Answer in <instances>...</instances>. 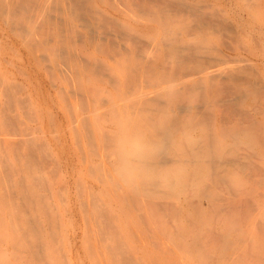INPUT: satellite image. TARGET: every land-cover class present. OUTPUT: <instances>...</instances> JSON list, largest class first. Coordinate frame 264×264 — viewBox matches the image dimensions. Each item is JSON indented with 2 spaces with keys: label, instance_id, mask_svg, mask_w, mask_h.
Returning a JSON list of instances; mask_svg holds the SVG:
<instances>
[{
  "label": "crops",
  "instance_id": "0c3cea01",
  "mask_svg": "<svg viewBox=\"0 0 264 264\" xmlns=\"http://www.w3.org/2000/svg\"><path fill=\"white\" fill-rule=\"evenodd\" d=\"M78 1L87 6L81 11H91L89 5L92 0H0V16L5 19V24L16 36L18 43L26 47L21 58L24 70L19 68V73L23 78L25 75L27 85L24 86V81L16 83L22 88V92L17 95L15 102L13 92L8 90L7 85L2 90L0 82V127H5L10 134L14 133V126L20 124L24 127L21 130V133L24 132V148L19 147L24 153L18 156L22 157V163L24 161L19 172L23 177L19 189L16 184L11 190L21 192V205L24 206V216L21 219L24 253L26 258L31 256L28 264H55L62 261L61 258L50 257L48 254L54 249L55 238L66 222L71 225L73 232L70 251L79 255L78 240L82 238L81 234L92 233L91 237L95 238L97 245L93 249L89 248V252L101 253L99 264H116V255L109 254V251L121 243L124 250L129 247L136 255L142 253L146 257L151 254L154 264H168L169 259L172 264H190L195 259H201L207 240H210L208 237L206 239V235L211 234L210 229L225 233L224 243L219 242L217 248L218 251L220 248L223 251H211L209 246L204 250V254L214 259L223 256L235 259L237 255L247 251L246 257L229 263L244 264L248 260L246 258L252 252L255 254L257 249L242 251V246L247 243L255 246L259 242L262 247L257 250L263 253L264 240H256L261 236L256 230L261 231L263 228L261 234L264 232V121L251 134L236 135L241 146H237L238 142L235 140L224 141L221 132V144L234 146L228 153L216 152L213 156L206 157L204 152H197V148L189 140L204 138L206 133L203 128L198 127L190 134L185 131V126L193 117L205 123L211 122L220 113L210 110L201 115L187 116L186 104L198 106V101L201 100L186 87L191 78L187 70L177 74L168 56L157 58L153 50H148L147 61L154 62L159 67L155 73L144 74L146 83L142 85L140 74L135 71L138 62L136 55L132 60L124 52L104 56L98 54L100 43L96 45L98 50L94 60L87 52L88 48L91 51V47L89 43L86 45V22L77 19L78 13L80 14L76 6ZM226 11L228 14H224V17L230 18L233 10ZM174 27V20H161L156 26L151 24L146 35L154 37L157 42L171 44L178 35L180 37L177 40L182 39L180 32L173 30ZM209 37L210 35L207 36ZM8 39L10 40V36ZM244 40L250 44L255 43L251 38ZM122 46L123 44L120 48ZM6 54L4 51L0 53V74L2 66H12L15 62L9 56L6 57ZM260 63L264 66L263 60ZM223 64L219 59L212 64H203L201 73L206 78V85H211V74ZM244 65L246 64L234 61L229 69L239 66L248 68ZM108 66L112 68L111 72L108 71ZM258 72L255 71L254 76L262 84L263 76ZM157 84L165 86L163 93L169 87L177 90L173 106L158 105L155 98L153 100V95L152 100L142 101V93H150ZM37 101L39 106L45 107L39 117L41 124L31 129L27 123L31 118L28 115L31 111L27 113L24 109L28 107L36 111ZM63 110L65 116L59 114ZM226 122L232 129L239 126L241 132L243 129H250L249 124L242 120L227 119ZM157 129L163 133L160 140L155 136ZM34 130L39 135L32 137ZM142 132L149 134L154 143V153L148 166L155 170V176L150 180L132 181L125 179V172L134 164L130 155L132 142ZM173 139L175 145L167 152V142ZM115 147L117 155L113 150ZM6 150L14 152L18 150V146L16 148L13 143L6 142ZM159 156L167 161L165 167L159 162ZM114 157L119 166L117 175L120 185L112 195L107 189L111 173H105L104 176H108L103 178L102 165L107 163L111 168ZM213 159L217 162L232 161L237 165L220 172L207 166ZM5 174H9L7 169ZM241 174L246 176L242 186L236 183ZM159 187L165 191L172 190L171 196L162 194ZM94 190L95 193L103 192L102 201L89 199V191L94 193ZM59 196L62 197L61 200ZM158 196L162 203L168 205V214L164 216L167 220L157 219L155 202ZM210 202L213 205L231 204L232 212L217 216L209 211L212 207L208 205ZM246 202L251 205L246 207ZM202 204L206 205V209L209 208L207 214L204 211L203 215L200 214ZM65 206L70 208L71 214L65 213ZM42 207L49 208L54 213L44 214ZM178 207L184 208L185 214L176 215ZM55 208H59L61 213H55ZM102 208L111 215L101 214L99 211ZM111 211L115 213L112 214ZM114 217L121 222L118 238L111 237L113 230L108 231L104 227L106 218ZM172 219H181L177 223L180 230L172 227ZM189 219L200 226L197 225L198 230L189 229ZM244 219L247 221L241 222ZM83 222H86L85 225ZM180 223L182 226H179ZM253 223L254 229H247ZM220 227H225L224 232L219 230ZM197 232L204 234L205 238L203 236L196 249L191 250L194 254H189V245H194L190 240ZM251 234L253 236L250 237ZM169 236L175 237L177 244L181 243L180 250L167 248L171 239ZM45 238L49 242L45 243ZM129 240L136 242V246L130 244ZM110 244L116 246L111 247ZM177 252H181V255ZM138 259L143 264V259ZM262 263L261 258L256 255L245 264Z\"/></svg>",
  "mask_w": 264,
  "mask_h": 264
},
{
  "label": "bare ground",
  "instance_id": "6f19581e",
  "mask_svg": "<svg viewBox=\"0 0 264 264\" xmlns=\"http://www.w3.org/2000/svg\"><path fill=\"white\" fill-rule=\"evenodd\" d=\"M76 6L78 12H80L77 15V19L86 22V28L88 29L86 45L88 46L89 43L91 47V51L88 48L87 52L94 60L97 53L96 50H98L96 45L100 43L101 46H99L100 50L98 54L110 57L111 54H121L124 52L130 60L136 55L138 62L135 71L139 72L142 85L146 83L143 77L144 74L155 73L159 67L158 64L147 61L148 56H146V51L148 50H153L155 57L168 56L177 74H181L187 70L191 78L186 87L201 99L198 101V106L186 104L187 116L193 117V115L190 116L191 114L201 115L210 110L220 113L213 117L211 122L205 123L200 121L199 118L193 117V119L189 120L187 126H185V131L187 130L190 134L198 127L200 129L203 128L206 133L204 138L189 140L194 144V148H197V152H204L206 157H211L216 152L228 153L234 149V146L228 143L221 144L219 141L221 132V137H224V141H228V139L235 140L238 142L237 146H241L242 143L236 135H240L241 133L249 135L261 124V121H264V66L260 63L261 60L264 61V0H92V3L89 5L91 11L88 10L86 13L81 11L83 7H87L83 2L78 1ZM227 9L233 10V15L230 18L224 17V14H228ZM180 18L185 19L181 20ZM166 19L170 21L174 20L175 27L173 30L180 32L182 37L180 41L177 40L180 35L175 37L173 39L174 42L171 44L157 42L154 40V37L146 35V31L151 28V24L156 26L161 20ZM171 27H173V24ZM100 29H103V31ZM208 35H210L209 38H207ZM245 38H251L255 43L250 44L244 40ZM121 44H123L122 48H120ZM218 59L224 64L218 71L211 74V85H206L204 83L206 78L201 73L202 66L205 63L212 64L213 61ZM234 61L245 63L246 65L244 66L248 68L239 66L236 69H229ZM108 67V71L111 72L112 68ZM255 71H259L258 73L262 74V84L256 81V77L254 76ZM2 77L3 75L0 78L2 79L0 80L2 82V90H4L6 85L10 92H13L16 87H20L15 82L12 84V82L5 81L6 77ZM164 87V85L157 84L150 93H142V101L152 100L151 97L153 95V100L155 98L158 105L173 106L176 101L177 90L174 87H169L163 93L162 89ZM240 87L243 88L241 89ZM187 96L190 97V95ZM257 103L262 105H258ZM181 105L184 107V104ZM173 111L175 112L176 109ZM227 119L245 121L249 124L250 129H243V132H241L239 126L232 129L228 126ZM170 125H172V122ZM167 126L169 127V122ZM162 134L161 130L157 129L156 139L160 140ZM171 142L172 145L170 144ZM174 143V139L167 142V152L173 149ZM202 148H204V151ZM113 150L115 151V155H117L116 147ZM228 158L230 159V157ZM159 159V162L165 167L167 161L163 160V156H159ZM116 161L114 157L111 162V168L107 163L102 165V177L107 172L111 173V181L108 183L107 189L108 193L110 192L109 194L112 195L118 190L120 185L117 175L119 166ZM225 162H217L213 159L207 166L212 170L224 172L228 167L237 165L232 163V161ZM106 176L108 175L104 177ZM160 192L168 196L172 194V190L165 191L161 189ZM88 194L90 200L99 199L101 201L102 195H104L103 192L95 193V190L94 193L89 191ZM46 199L48 200L49 198ZM1 200L2 196L0 195V202ZM246 203V207L251 205L250 202ZM208 205L212 206L209 211L217 216L225 212L228 214L232 212L231 204L222 203L220 205H213L210 202ZM167 206V204L160 201V196H158L155 202V212L158 220H167L164 219V216L168 214V211H166ZM205 206L203 204L200 206V214L202 215L203 211L204 214H207V209H209H206ZM47 212L50 214L52 210L49 211V208L42 207V213L47 214ZM59 212L61 213V210L55 208V213ZM99 212L111 215L104 208ZM175 212L176 215L185 214V209L178 207ZM65 213L71 214L69 207L65 206ZM111 213L114 214L115 212L111 211ZM95 214L99 213L95 212ZM178 221H181V219H172L171 222L172 227L176 228V230H180V227H177ZM246 221L247 219H244L241 222ZM189 222L190 230H198L199 225L193 219H189ZM120 223L116 217L106 218L104 227L108 231L110 229L113 230L112 234L110 233L111 237L118 238ZM179 226H182V224L180 223ZM262 231L263 228H261V231L260 229L256 230V233L262 235ZM210 232V236L206 235V239L207 237L210 239V241L207 240V247H213L215 244H219V242L221 244L224 243L225 233H219L215 229H210ZM181 236L179 237L181 238ZM54 237L55 235L53 234L52 238ZM202 237L205 238V235L197 232L191 238L190 242H193L194 245H189L190 249H187L189 254H194L191 250L196 249L197 245L202 241ZM170 238L167 248L170 250H180L182 248L181 243L177 244L175 237ZM43 241L46 243L49 242V239L45 238ZM64 242H66V239ZM67 242L69 241L67 240ZM124 242L127 241L124 240ZM156 245L160 248H165L161 244ZM254 245L252 248L261 249L262 247L259 242ZM110 246L115 247L116 245L110 244ZM204 250L201 253V259L204 264L238 262L246 257V253H248L247 251L243 252L235 259H232L230 256L214 259L210 255L204 254ZM177 253L181 255V252ZM109 254L116 255V264H140L136 254L131 252L129 247H126L124 250L122 243L117 244L115 249H110ZM257 261L255 259L256 263H258ZM168 264H172L170 259Z\"/></svg>",
  "mask_w": 264,
  "mask_h": 264
},
{
  "label": "rangeland",
  "instance_id": "374dc122",
  "mask_svg": "<svg viewBox=\"0 0 264 264\" xmlns=\"http://www.w3.org/2000/svg\"><path fill=\"white\" fill-rule=\"evenodd\" d=\"M3 33V34H2ZM0 53L4 51L7 53L6 57L9 56V59L15 60L12 66H2V78H5V81L12 82V84L23 83L26 87L27 79L24 75V78L21 76L19 68L24 70V62L21 61V58L24 56V51H26V47L24 45H20L16 36L13 32L10 31L8 25L5 24V19L0 16ZM10 36V40L8 39ZM13 51H12V50ZM1 68V66H0ZM0 76V78H1ZM2 80V79H0ZM18 86V85H17ZM21 87H16L13 91V101L17 100V95L22 92ZM24 89V93H25ZM35 103V102H34ZM39 101L35 103L36 111L26 107L24 109L25 112H30L28 115L29 118L27 120L28 126L31 129L36 128L41 124L39 117L41 116L42 109H44V105L39 106ZM64 106V105H63ZM62 106V107H63ZM23 111V113H24ZM60 115H66L65 111L59 112ZM14 118H16L15 114ZM26 117V116H25ZM13 118V119H14ZM27 118V117H26ZM1 119V117H0ZM19 124V123H18ZM66 126H68L66 120ZM14 133L10 134L8 131L6 132L5 127H0V195L2 196V200L0 202V264H28L30 261V255L27 256L24 253V233L21 229V219L24 216V206L21 205L22 201L20 200V190H11L16 184V187L19 189V184L23 175L19 173L21 171L20 167L24 165V161L22 163V157H19L21 153H24V132L21 133V130H24L20 124L19 126H14L13 128ZM35 134H32V137L36 134L39 135V132L34 130ZM6 142H11L18 150L11 152L6 150ZM20 147V148H19ZM8 170L9 174H5V170ZM236 183L239 185H244L246 181V176L241 174ZM91 180H93L91 178ZM253 186L258 187L257 185L253 184ZM61 188L58 187V190ZM61 200V196H59ZM61 203V202H60ZM62 207V205H61ZM86 223V222H85ZM83 222V224L85 225ZM255 224H249L247 229L253 230ZM219 230L224 232L225 227H220ZM72 229L71 225L66 222L62 224V230H59L57 237L55 238L54 242V249H52L48 255L53 256L54 258H63L62 261L56 262L55 264H99V260L101 261V253L94 251V253L89 252V248L93 249L95 245H97V241L95 238H92V233H83L81 234L82 238H79V255L76 252L70 251V242H72ZM6 235V237H4ZM66 239V242L64 240ZM264 240V233L256 238V240ZM44 240V239H43ZM67 240L69 242H67ZM130 241V240H129ZM210 241V240H209ZM130 244L136 246V242L131 240ZM219 244H215L211 251L220 252L223 251L220 248L218 251ZM214 248V249H213ZM252 250V244H246L242 246L243 250L249 249ZM8 252V253H7ZM3 253V254H2ZM5 253V254H4ZM2 255V256H1ZM6 255V256H5ZM219 255V254H218ZM259 256L261 260L264 262V252H260L259 250H255V254L252 252L246 260L244 264L251 261L255 256ZM25 256V257H24ZM138 258L143 259L142 263L146 264H154V257L150 254L146 257L143 256L142 253H137L136 255ZM239 255H237L238 257ZM190 264H204L201 259L196 260Z\"/></svg>",
  "mask_w": 264,
  "mask_h": 264
},
{
  "label": "clouds",
  "instance_id": "9594fccd",
  "mask_svg": "<svg viewBox=\"0 0 264 264\" xmlns=\"http://www.w3.org/2000/svg\"><path fill=\"white\" fill-rule=\"evenodd\" d=\"M154 153V143L149 134L140 133L132 142L130 155L134 164L125 172V179L132 181L150 180L155 176V170L149 167V161Z\"/></svg>",
  "mask_w": 264,
  "mask_h": 264
}]
</instances>
